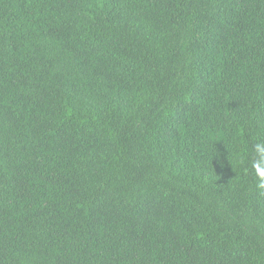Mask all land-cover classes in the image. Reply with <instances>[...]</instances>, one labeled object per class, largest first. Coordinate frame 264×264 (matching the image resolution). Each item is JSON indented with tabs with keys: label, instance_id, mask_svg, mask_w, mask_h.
<instances>
[{
	"label": "trees",
	"instance_id": "trees-1",
	"mask_svg": "<svg viewBox=\"0 0 264 264\" xmlns=\"http://www.w3.org/2000/svg\"><path fill=\"white\" fill-rule=\"evenodd\" d=\"M257 143L264 0H0V264H264Z\"/></svg>",
	"mask_w": 264,
	"mask_h": 264
},
{
	"label": "clouds",
	"instance_id": "clouds-1",
	"mask_svg": "<svg viewBox=\"0 0 264 264\" xmlns=\"http://www.w3.org/2000/svg\"><path fill=\"white\" fill-rule=\"evenodd\" d=\"M255 157L251 161V167L259 179L258 188L264 189V144H255ZM210 157L212 153H209ZM213 160V159H212Z\"/></svg>",
	"mask_w": 264,
	"mask_h": 264
}]
</instances>
